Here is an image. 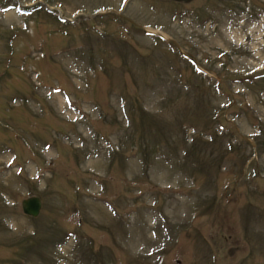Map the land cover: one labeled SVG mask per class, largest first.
<instances>
[{
    "label": "rangeland",
    "instance_id": "374dc122",
    "mask_svg": "<svg viewBox=\"0 0 264 264\" xmlns=\"http://www.w3.org/2000/svg\"><path fill=\"white\" fill-rule=\"evenodd\" d=\"M0 264H264V0H0Z\"/></svg>",
    "mask_w": 264,
    "mask_h": 264
},
{
    "label": "water",
    "instance_id": "95a60500",
    "mask_svg": "<svg viewBox=\"0 0 264 264\" xmlns=\"http://www.w3.org/2000/svg\"><path fill=\"white\" fill-rule=\"evenodd\" d=\"M21 207L24 214L37 217L42 207V201L38 196H29L21 201Z\"/></svg>",
    "mask_w": 264,
    "mask_h": 264
},
{
    "label": "bare ground",
    "instance_id": "6f19581e",
    "mask_svg": "<svg viewBox=\"0 0 264 264\" xmlns=\"http://www.w3.org/2000/svg\"><path fill=\"white\" fill-rule=\"evenodd\" d=\"M152 33H154L155 31H151ZM43 204V203H42ZM42 210V209H41ZM41 214V213H40ZM31 217V216H30ZM149 242V241H148ZM148 242H144L143 245L146 246L148 245Z\"/></svg>",
    "mask_w": 264,
    "mask_h": 264
}]
</instances>
